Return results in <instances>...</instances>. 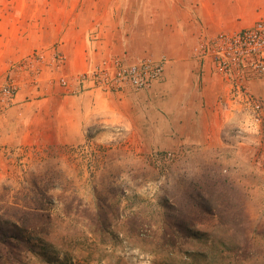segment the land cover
<instances>
[{"label": "crops", "instance_id": "0c3cea01", "mask_svg": "<svg viewBox=\"0 0 264 264\" xmlns=\"http://www.w3.org/2000/svg\"><path fill=\"white\" fill-rule=\"evenodd\" d=\"M259 22L264 0H0V76L34 54L44 56L37 63L38 82L24 76L16 104L0 115V168L7 177L12 160L6 150L74 147L94 120H122L119 113L128 105L119 97L77 95L74 85L63 88L56 78L79 75L112 54L166 61L163 77L141 95L151 121L165 127L161 138L221 146L236 122L230 89L211 63L196 59L195 50L202 40ZM95 30L101 36L96 53L89 42ZM55 56L64 58L62 65ZM248 86L264 100V77L250 78Z\"/></svg>", "mask_w": 264, "mask_h": 264}, {"label": "rangeland", "instance_id": "374dc122", "mask_svg": "<svg viewBox=\"0 0 264 264\" xmlns=\"http://www.w3.org/2000/svg\"><path fill=\"white\" fill-rule=\"evenodd\" d=\"M91 35L89 42L96 53L101 40L93 41ZM115 58L137 61L127 53L112 54L102 56L91 67ZM24 76L31 75L25 72ZM65 76L56 78L59 82ZM248 90L255 96L249 86ZM97 91L117 96L128 105L119 113L122 120H94L85 131L84 142L74 147L60 146L49 152L19 148L4 153L12 161L8 160L7 177L0 168V180H4L0 182V209L43 198L44 211L52 215L53 236L45 239L52 252L45 257L51 263H39L178 264L132 231L130 221L137 219L145 229L159 228L166 218V197L181 200L191 182L226 181L244 210L242 223L234 230L242 243L250 241L254 249L247 264H264V111L257 117L231 104L236 122L230 124L221 146L206 149L161 138L165 127L151 121L142 107L145 90L87 92ZM50 197L54 204L49 207L46 198ZM100 210L115 218L105 234L96 229L95 214ZM209 231L218 242L228 236L223 227H210ZM212 253L214 256V250Z\"/></svg>", "mask_w": 264, "mask_h": 264}, {"label": "trees", "instance_id": "16d2710c", "mask_svg": "<svg viewBox=\"0 0 264 264\" xmlns=\"http://www.w3.org/2000/svg\"><path fill=\"white\" fill-rule=\"evenodd\" d=\"M186 190L181 200L170 203L166 197V218L161 227L145 229L133 219L131 230L148 241L156 252L178 264H247L254 249L250 241L242 243L234 230L241 225L244 210L232 184L191 182ZM34 200L26 201L24 206L15 204L0 209V264H40V260L51 263L45 257L52 253L45 239L53 236L52 215L44 211L43 198ZM46 203L49 207L54 204L51 197L46 198ZM95 218L96 229L102 234L110 230L115 220L110 212L102 210ZM210 227H223L228 236L218 242Z\"/></svg>", "mask_w": 264, "mask_h": 264}, {"label": "built area", "instance_id": "2783aa9c", "mask_svg": "<svg viewBox=\"0 0 264 264\" xmlns=\"http://www.w3.org/2000/svg\"><path fill=\"white\" fill-rule=\"evenodd\" d=\"M91 40L99 41V32H92ZM195 57L202 65L211 63L215 73L228 84L230 104L260 117L259 113L264 111V102L249 93L248 81L252 77H264L263 22L236 34H219L202 40L195 50ZM43 60L42 54H34L11 65L6 74L0 76V115L16 104L25 72L31 75L30 83L38 82L37 63ZM54 61L62 65L64 58L55 56ZM165 64V60L154 62L141 59L127 63L115 58L79 75L61 77L59 83L64 88L74 85L73 92L76 94L97 89L118 94L129 89L144 91L163 77Z\"/></svg>", "mask_w": 264, "mask_h": 264}]
</instances>
